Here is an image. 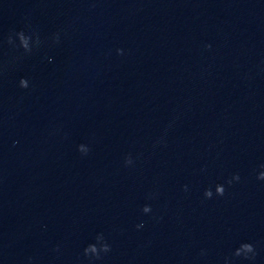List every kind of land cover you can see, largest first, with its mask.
I'll return each instance as SVG.
<instances>
[{
  "label": "water",
  "instance_id": "95a60500",
  "mask_svg": "<svg viewBox=\"0 0 264 264\" xmlns=\"http://www.w3.org/2000/svg\"><path fill=\"white\" fill-rule=\"evenodd\" d=\"M0 264H264V0H0Z\"/></svg>",
  "mask_w": 264,
  "mask_h": 264
},
{
  "label": "clouds",
  "instance_id": "9594fccd",
  "mask_svg": "<svg viewBox=\"0 0 264 264\" xmlns=\"http://www.w3.org/2000/svg\"><path fill=\"white\" fill-rule=\"evenodd\" d=\"M20 34H24V32L23 31H21V32H19ZM57 39H58V37H57ZM26 47V46H25ZM118 52H121L122 50H117ZM19 84H20V87L21 88H28V86H29V83H28V80L27 79H24V78H22L21 80H20V82H19ZM238 177V176H237ZM229 183H231V181H229ZM217 192L222 196L223 194H224V192H225V189L223 188V187H217ZM205 195L206 196H210L211 195V192L209 191V190H206L205 191ZM148 210V208L147 207H145L144 208V211H147ZM140 226H142V225H139L138 227H140ZM244 247L245 248H247L249 251H252L253 250V246L251 245V244H249V243H245L244 244ZM237 256H238V254H237ZM247 258V257H246Z\"/></svg>",
  "mask_w": 264,
  "mask_h": 264
}]
</instances>
